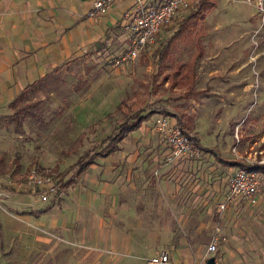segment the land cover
I'll list each match as a JSON object with an SVG mask.
<instances>
[{"label":"rangeland","instance_id":"obj_1","mask_svg":"<svg viewBox=\"0 0 264 264\" xmlns=\"http://www.w3.org/2000/svg\"><path fill=\"white\" fill-rule=\"evenodd\" d=\"M187 4L159 30L153 46H146L137 57L121 65L114 62L131 43L115 45L111 51L117 52L115 57L103 61H97L95 55L78 56L62 71L26 90L27 110L10 116L7 107L8 113L0 114V243H20L6 230L8 222L1 213L5 211L19 225L35 227L34 237L40 239L38 253L17 251L18 260L29 262L38 255L39 264H73L76 259L99 264L113 251L103 247L102 235L97 241L93 232L119 228L136 230L134 237L142 239L146 247L150 244L139 259L131 261L140 264L155 248L166 249V243L175 242L183 230L187 232L171 212L179 217L204 212L209 216L206 207L219 192L215 181L222 188L226 175L219 172L220 165L210 152L201 158L169 160L170 148L162 146L153 130L147 131L160 112L144 120L145 128L140 126L125 138L140 152L132 161L134 167L128 166L130 173L126 174V161L125 167L108 166L105 170L107 165L100 157L101 162L75 177L58 198L52 193L41 199L34 192L38 187L33 186L24 196H30V203L9 202L13 192L3 185H18L36 161L63 170L110 133L128 112L142 109L147 101L153 109L190 117L191 133L199 143L222 156L243 157L247 163L264 159V10L258 8L256 0H215L193 29V40L169 46V63L159 70L154 65L153 48L174 29L175 20L187 13ZM174 70H179L176 76ZM121 99L125 104L117 108ZM24 208L38 210V225L24 218ZM128 211L140 220L128 219V215L119 218L118 214ZM108 212L115 214L109 217ZM52 217L56 225H50ZM167 222L172 224L175 237L163 231L165 244L149 243L148 230L156 225L162 228ZM79 228L95 230H85L87 240L79 242L73 238H78ZM211 234L202 230L184 237L193 243H206ZM49 243L56 244V250H48Z\"/></svg>","mask_w":264,"mask_h":264},{"label":"crops","instance_id":"obj_2","mask_svg":"<svg viewBox=\"0 0 264 264\" xmlns=\"http://www.w3.org/2000/svg\"><path fill=\"white\" fill-rule=\"evenodd\" d=\"M95 1L0 0V114L8 113L7 107H9V114H11L13 112L11 102L23 90H27L31 85L49 75L62 71L72 59L78 56L93 57L95 55L97 61L115 57L117 52H111L115 49V45L122 43H131L132 45L133 42V32L124 26L125 22L130 21L125 13L136 12L141 3L145 7L162 0H142L141 3L137 0H114L106 4L103 9L98 10L96 17H94L89 14V11L94 9ZM192 1L194 0H188V3ZM106 47H110V51ZM108 62L107 60L103 66H106ZM141 126L144 127L143 124ZM145 126L149 127L148 125ZM150 126L151 128L147 131L153 130L159 136V142L162 146H167L162 143L163 138L155 129L154 123H151ZM121 144L122 147L98 158L101 157L102 164L107 165L105 170L108 166L110 168H119L121 165L125 167L123 162L126 161L127 174L130 173L128 166L134 167L132 161L140 152L133 142L124 139ZM98 158L96 162H101ZM96 162L92 163L90 167ZM219 165V172L226 175L223 178L225 183L222 188H219V182H214L217 184L219 192L217 195H213V202L211 200L210 205H206V212L209 216L205 217L204 212L201 213L202 215L205 214L203 216L196 213L195 217H184V214L179 217V213L171 212L180 221V227L188 229L187 232L184 230L180 232L175 242L165 244L162 241L164 240L162 238L163 231L174 234L173 226L168 222L162 228L156 225L154 229L148 230L149 243L150 241H157L159 244L168 246L166 249L170 256L169 264H205L210 257L214 258V264H264V175L260 172L261 196L257 201L251 202L242 196H237L232 201L227 202L223 209H219L218 204L224 199L223 193L227 189L229 175L236 168ZM3 186H8L6 188L10 189L12 185ZM28 190L29 188H23L21 191L12 190L13 196L8 199L9 202L14 205L30 203V196L28 199L24 197L31 193ZM214 192L212 193L214 194ZM58 197L59 195H56V198ZM48 206V204L45 205V207ZM25 209L21 213L24 218L32 225H38L40 218L37 213L38 210ZM1 213L4 214V218L8 222L6 230L10 235L15 234L20 239V243L17 244L13 241L0 243V264H39L38 255L29 262H25L23 259L18 260L15 254L17 251L38 253L40 239L34 237L36 234L35 227L25 228L23 224H18V220L14 222V218L5 214L6 211ZM108 213L107 216L109 217L111 214H115V212ZM118 215L119 218H125L128 215V219L140 220L132 211ZM112 217L114 216L112 215ZM216 218L222 225L225 238L219 240L215 251L207 250L211 235L206 243L204 241L203 243L201 241L193 243L184 237L186 233L197 234L198 231L202 230H205L206 233L210 231L212 233L214 225L218 223H214ZM50 219L52 220H50V225H56V218ZM85 230L93 231L95 229L79 228L77 230L79 232L74 233L79 239L73 238L79 242L86 241L85 235L87 233ZM135 231L129 230L127 232L119 228H112L100 232L99 228L96 229L93 232L96 240L100 241V235H102L103 247L113 251L110 258L99 264H131L132 260L139 259L141 252L151 246L148 243L149 245L146 247L142 239L135 238L134 235L137 234ZM160 248L162 247L155 248L151 255ZM48 250H56V244L49 243ZM103 252H105L104 249ZM34 255L32 254V256ZM103 256V253H100V257ZM143 261L140 264H143ZM73 264L93 263L76 259Z\"/></svg>","mask_w":264,"mask_h":264},{"label":"built area","instance_id":"obj_3","mask_svg":"<svg viewBox=\"0 0 264 264\" xmlns=\"http://www.w3.org/2000/svg\"><path fill=\"white\" fill-rule=\"evenodd\" d=\"M114 0H96L94 9L89 14L96 17L98 10L103 9L106 4ZM142 0H137L141 3ZM188 0H162L156 4L142 6L134 13L126 12L125 15L130 19L125 22V28L133 32V42L131 48L123 55L114 60L115 64L121 65L126 59L135 58L141 49L147 45L153 44L156 40L157 33L173 17L177 9L186 4ZM258 8L264 10V0H256ZM155 129L161 134L164 142L170 148L168 154L169 160L176 157L195 158L206 155L195 140L178 126L168 115L160 114L154 121ZM258 164L264 165V159H258ZM18 187L31 188L36 186L43 188L39 196L46 198L47 194H58L63 192L59 188L55 179L42 170L35 167L30 168L22 180L18 182ZM53 196V195H52ZM242 196L251 202L257 201L261 196V175L258 170L249 167H236L230 173L228 178L227 189L224 192V199L218 204L219 209H223L227 202L232 201L235 197ZM222 225L218 222L213 227L210 241L207 245L208 251H215L219 240L224 239ZM169 252L165 248H160L155 254L146 257L143 264H169Z\"/></svg>","mask_w":264,"mask_h":264},{"label":"trees","instance_id":"obj_4","mask_svg":"<svg viewBox=\"0 0 264 264\" xmlns=\"http://www.w3.org/2000/svg\"><path fill=\"white\" fill-rule=\"evenodd\" d=\"M215 4V0H194L186 5L187 13L175 20L174 29L164 36L159 42L158 45L153 48V55L155 56L154 65L156 68L161 70L163 67L168 65V51L169 46H171L176 41H182L188 43L193 40V29L198 23L200 18L205 17L207 10ZM148 47L153 46L152 44L147 45ZM179 73V70H174V76ZM186 84V82H185ZM189 87L191 84H188ZM191 89V87L189 88ZM188 89V90H189ZM193 90V86H192ZM194 91V90H193ZM26 90H23L14 100L11 102L13 112L10 114H21V112L28 109L29 102L27 101ZM125 104V100L121 99L117 105V108H121ZM149 109L147 112L143 110ZM138 108L134 112H128L123 121L118 123L107 135L101 137L98 143H94L90 148L84 150L77 159L65 167L61 171H57L54 166H42L39 162H35L34 167L37 170H42L52 176L55 179L60 189H66L71 185L73 179L83 172H85L92 163H95L99 156L108 155L110 152L114 151L117 148L122 147V142L126 136L140 127L144 120H146L151 114L162 113L163 115H168L172 118L174 123L180 126L186 133H188L193 140L196 141L198 146L206 152L213 154L215 160L226 167H249L260 171L264 175V165L254 163H247L243 160V157L240 158H228L222 156L217 150L213 148L202 146L198 138L191 133L193 122L190 120V117H186L184 113H170L165 110H156L151 108V103L148 101L145 103L143 108ZM16 118V117H15ZM17 119V118H16ZM20 119V118H19ZM18 119V120H19ZM18 124L21 121H18ZM264 143V140H263ZM30 169V168H29ZM27 169L26 172L29 170ZM25 172V173H26ZM264 178V177H263ZM8 187V186H5ZM10 187V186H9ZM13 191H21L23 188L18 187L17 184L10 187ZM31 188L28 191L31 192ZM43 188H37L34 190L35 193H40ZM58 195V194H55ZM218 218L215 219V222H218Z\"/></svg>","mask_w":264,"mask_h":264},{"label":"water","instance_id":"obj_5","mask_svg":"<svg viewBox=\"0 0 264 264\" xmlns=\"http://www.w3.org/2000/svg\"><path fill=\"white\" fill-rule=\"evenodd\" d=\"M205 264H214V258L213 257L208 258Z\"/></svg>","mask_w":264,"mask_h":264}]
</instances>
